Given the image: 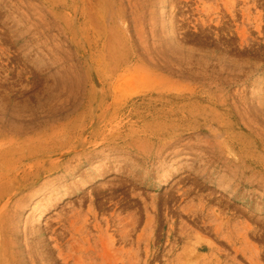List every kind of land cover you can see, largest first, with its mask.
Returning <instances> with one entry per match:
<instances>
[{
	"label": "rangeland",
	"instance_id": "1",
	"mask_svg": "<svg viewBox=\"0 0 264 264\" xmlns=\"http://www.w3.org/2000/svg\"><path fill=\"white\" fill-rule=\"evenodd\" d=\"M120 2L0 0V142L46 149L2 175L49 171L3 193L6 215L60 188L22 217L0 264H264V0ZM132 55L135 68L116 67ZM30 116L41 125L14 132ZM158 130L186 149L153 159ZM88 152L109 169L89 178L82 165L73 186Z\"/></svg>",
	"mask_w": 264,
	"mask_h": 264
},
{
	"label": "bare ground",
	"instance_id": "2",
	"mask_svg": "<svg viewBox=\"0 0 264 264\" xmlns=\"http://www.w3.org/2000/svg\"><path fill=\"white\" fill-rule=\"evenodd\" d=\"M120 1H121L120 3L122 4L123 0H120ZM161 15H162V17L166 16L164 7H163V11L161 12ZM110 20H112V21H110V24H113V22H114L113 18H111ZM162 22H163V24H165L164 26L167 25L166 19L163 18ZM136 28H133V29H136ZM135 31L137 32V30H135ZM114 38L118 42H121L123 44L124 40L121 36L115 35ZM118 60H119V58H117L116 61H118ZM121 60H122V63L117 62L116 67L118 69H120L124 65L125 67L121 69L122 72L127 71L126 70L127 67L135 68L137 65V62H134V61H137V59H135V57L133 55L128 56V58H126L125 60H123V59H121ZM160 64H161V62H160ZM166 64H162V65L164 66ZM166 67H167V69L169 68V66H166ZM132 75H134V74H132ZM132 75H129V76H132ZM110 85H111V83H110ZM110 85H109V88H110ZM111 86H112V89H115L118 87V85H115V84H112ZM39 120H41V119L40 118L34 119L30 116V119L25 120V121L22 120V124L19 125L15 129L14 132H16L17 134L18 133L19 134H26V133L28 134V132L33 131L34 129H36V127L41 125V122ZM163 129H164L163 127H160V130H163ZM171 130L176 132L175 127H172ZM133 131H131V134H132L131 137L140 138V132L135 130V133H134ZM159 132H160V134L159 133L157 135L150 134L147 138L148 140H151V147L153 148L152 149L153 153L150 156L153 159L154 158L159 159L163 156L165 158H166V156L173 157L176 154H179L180 152H182L186 149L184 147L185 145L180 144L182 141V136L175 135V136H170V137H168V139H166L163 131H159ZM0 133H2V131H0ZM165 133H167V131ZM218 138H219L218 133L209 132V131H208V134L203 137V142L205 143L204 148L208 151L207 157L211 160V162L209 161L210 163L217 161V160L220 161V157L218 156V154L221 153V147L219 145V142L217 141ZM75 141H77V138L75 139ZM16 144L17 145H15V143H13V146H12L7 142H4V143L0 142V251H1L2 255H5V251L7 250L6 249L7 243L11 239L12 234L15 233V235H18L21 224H22V217L25 216V220H29L31 218H34L35 212L39 207L38 204L40 202H43L42 200L44 199V197L48 193L52 192L53 190H55L54 193L56 195H59V193H60V190H59L60 188H57L56 186H55L56 188H54L53 187L54 184H52L48 187L46 185L45 186L43 185L39 189L38 193L36 192L35 194H32L30 197H27V195L20 197V200H19L21 203L20 210L17 209L18 211L17 210L13 211L12 215H9V216L6 215L8 209H9V205H10L9 202L11 201V196L5 200V196H4L5 193L6 194H7V192L9 193V191L11 190V188L14 185H16V188L18 190H22V189L25 190V188H28L29 186H31V188H32V186H37L38 182L40 180L39 179V175H41L40 173H42V172H43L42 174L49 173V171L42 164H36V165L31 164L30 165L29 163H26V164H22L20 166L21 171H20V173L17 174V176L12 177L11 174L8 172L9 174L5 175V176H6V178H9L8 176H10V178L5 180L6 178L2 175L3 171H8L9 168L14 167L15 164L18 163L17 161H18L19 157L22 159L27 158V156H34V155H36L37 152L46 150L44 147H41V146L40 147L39 146H24V145L22 146V145H18V143H16ZM180 147H182V149H179ZM98 157H99L98 154H93V152H88L87 154L83 155V157H81V156L79 157V159L77 161V165L74 166L75 170H73V172H71L72 174L69 177L70 180L73 181V186H76L77 184H79L82 181L81 175L78 174L80 172V170L82 169V165H84V166L87 165V166L92 167L91 170L89 169L90 171L86 173V176L89 178H92L96 174L98 175V174H102V173L108 171L109 168L106 167L105 164H101V163L98 164V163L94 162V160L97 159ZM15 160H17V161H15ZM205 164H206V162H205ZM207 164H209V163H207ZM169 167H170V165H166L163 168H160V166L157 167L159 169V170H157V172L160 171L163 173L161 176L162 181H161L160 185H165L168 181L171 180L172 177L170 176V174H168ZM76 175H78V176H76ZM201 177H203V175ZM3 180H4V182H2ZM86 187H87V181L81 184L82 189H84ZM51 188H54V189H51ZM40 198L42 200H40ZM47 198H45V199H47ZM58 202H60V200H58ZM48 208L44 207L43 212H41L38 216L39 219H42L46 215V213H48V211L46 210ZM13 223L15 226L10 228V225H12ZM20 253L22 254V251H20ZM7 259H6V261H8ZM3 262H5V261H3ZM3 264H7V263L5 262Z\"/></svg>",
	"mask_w": 264,
	"mask_h": 264
}]
</instances>
